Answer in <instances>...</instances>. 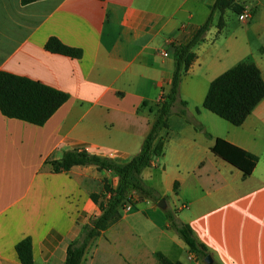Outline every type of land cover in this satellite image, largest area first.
Returning <instances> with one entry per match:
<instances>
[{
	"label": "crops",
	"instance_id": "0c3cea01",
	"mask_svg": "<svg viewBox=\"0 0 264 264\" xmlns=\"http://www.w3.org/2000/svg\"><path fill=\"white\" fill-rule=\"evenodd\" d=\"M234 1L252 14L245 45L218 43L213 26L194 49L179 87L192 123L171 116L154 145L161 153L141 173L157 200L133 194L135 204L93 241L82 264H163L158 255L179 264H264V99L239 127L202 109L210 82L237 63L255 64L264 80V0ZM212 3L0 0V72L68 96L41 127L0 113V264H20L15 245L26 237L32 264H65L67 247L99 214L91 196L105 203L103 182L114 188L118 179L93 166L56 173L50 163L72 150L117 162L135 156L172 77L170 44L188 42ZM50 38L82 57L46 52ZM250 42L260 51L244 61ZM216 139L257 157L248 177L211 152ZM166 211L189 226L207 258L188 252Z\"/></svg>",
	"mask_w": 264,
	"mask_h": 264
},
{
	"label": "trees",
	"instance_id": "16d2710c",
	"mask_svg": "<svg viewBox=\"0 0 264 264\" xmlns=\"http://www.w3.org/2000/svg\"><path fill=\"white\" fill-rule=\"evenodd\" d=\"M38 0H21L23 5ZM231 11L236 16L243 14V7L234 0H213L206 21L198 27L186 43L172 42L170 50L173 57V72L170 83L162 88L158 104L153 110V119L148 134L144 137L140 151L125 162L89 154L85 151L72 150L62 155L59 161L51 162L54 172L68 171L74 166H93L105 170L118 179L112 188L103 182V190L108 194L105 203L99 202V195L93 194L92 200L98 205L99 214L83 226L79 237L66 250L65 264H82L93 241L110 225L118 221L127 204H135L133 194L146 200L156 201L155 191L144 185L141 173L152 167L154 157L161 153V146L155 147L160 133L168 128L172 113L185 117L186 102L179 101V87L195 61L194 49L200 45L206 34L213 27L215 13L219 18L215 24L217 31L225 26L223 13ZM46 52L71 59H80L79 49L63 45L56 38H50L44 45ZM68 96L33 80L0 72V113L8 118L41 127L67 101ZM264 99V80L260 70L253 63L240 62L213 79L202 102V109L234 127L241 126L252 110ZM176 105L180 108L173 109ZM199 110L196 109V113ZM190 123L192 121L186 120ZM211 152L242 172L248 177L258 159L220 139H216ZM174 184V191L176 190ZM168 228L171 229L187 246L188 252L198 258L208 257L206 249L194 238L189 226L181 222L175 213L165 212ZM15 252L20 264H32V246L26 237L15 245ZM163 264L171 263L158 255Z\"/></svg>",
	"mask_w": 264,
	"mask_h": 264
},
{
	"label": "rangeland",
	"instance_id": "374dc122",
	"mask_svg": "<svg viewBox=\"0 0 264 264\" xmlns=\"http://www.w3.org/2000/svg\"><path fill=\"white\" fill-rule=\"evenodd\" d=\"M224 20H225L224 28L220 31H217V32L215 31L216 36L221 34V36H218L217 42L220 44H223L225 40L228 41L229 39L234 38L235 42L239 46H244L245 45V44H243V43H245L244 42V31L247 29V26H248L247 23H249V22L248 21L246 22L244 19L241 18V16H235L233 13H230V12L225 14ZM216 23H217V19L215 20L214 24H216ZM213 26H214L213 28L216 29L215 25H213ZM249 44H251L252 48H249L247 46V50L242 51V53H241L242 59H244V61L250 60L251 59L250 56H252L256 53H259V51H260V50H257L253 47V43L250 42ZM244 52H246V53L243 54ZM233 61H234V59L232 60L231 63H233ZM176 108H180V106L176 105L173 109V112L176 111ZM173 115H176V114L172 113L171 116H173ZM176 116H178V115H176ZM178 117H181V118H184L185 120H187L186 116L185 117L178 116Z\"/></svg>",
	"mask_w": 264,
	"mask_h": 264
},
{
	"label": "built area",
	"instance_id": "2783aa9c",
	"mask_svg": "<svg viewBox=\"0 0 264 264\" xmlns=\"http://www.w3.org/2000/svg\"><path fill=\"white\" fill-rule=\"evenodd\" d=\"M240 16H241V18L244 19L246 22H247V21L250 22V21L252 20V14H251V13H248V12L244 13V12H243V14L240 15ZM131 207H132L131 204H127V205L124 207V210H128V209H130Z\"/></svg>",
	"mask_w": 264,
	"mask_h": 264
},
{
	"label": "water",
	"instance_id": "95a60500",
	"mask_svg": "<svg viewBox=\"0 0 264 264\" xmlns=\"http://www.w3.org/2000/svg\"><path fill=\"white\" fill-rule=\"evenodd\" d=\"M158 207L160 209H165V202H164V199H161L158 203Z\"/></svg>",
	"mask_w": 264,
	"mask_h": 264
}]
</instances>
